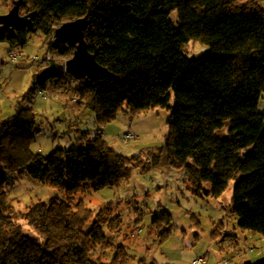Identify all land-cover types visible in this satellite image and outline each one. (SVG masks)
Here are the masks:
<instances>
[{"label":"trees","instance_id":"obj_1","mask_svg":"<svg viewBox=\"0 0 264 264\" xmlns=\"http://www.w3.org/2000/svg\"><path fill=\"white\" fill-rule=\"evenodd\" d=\"M20 12L35 17L32 27L7 35L4 40L12 45H25L35 31L47 40L60 25L87 16L88 50L106 70L93 81L75 80L64 72L62 61L47 60L36 66L28 95L39 90L75 99L101 127L119 111L136 115L164 109L168 133L154 154L129 158L109 147L101 133L94 138L81 133L75 147L42 156L30 149L36 116L20 101L15 113L0 122V264H124L125 256L117 248L110 262L101 260L112 250L104 232L109 221L89 224L91 211L69 199L51 198L28 208L19 218L41 240L25 235L5 215L10 206L2 191L4 173L73 196L117 186L133 169L175 166L185 169L198 195L218 199L233 181L229 215L238 229L264 237L260 0H22ZM189 42L207 46L208 52L188 58L184 47ZM72 53L60 55L71 58ZM145 155L148 162L136 164Z\"/></svg>","mask_w":264,"mask_h":264},{"label":"rangeland","instance_id":"obj_2","mask_svg":"<svg viewBox=\"0 0 264 264\" xmlns=\"http://www.w3.org/2000/svg\"><path fill=\"white\" fill-rule=\"evenodd\" d=\"M260 1L264 6V0ZM11 2L0 0V15L11 9ZM171 19L176 20L175 13ZM52 39L35 31L22 46L0 41V122L15 113L20 101L24 107L30 106L36 116L35 141L30 149L42 156L56 148L75 147L81 133L90 138L101 133L109 147L129 158L157 153L168 133L167 110L149 109L136 115L119 111L112 122L101 127L95 114L75 99H60L39 90L28 95L37 65L60 60L64 69L70 58L53 48ZM184 51L188 58H196L208 52V47L189 42ZM258 109L264 113V95ZM127 136L132 138L125 141ZM138 160L139 165L148 162L146 155ZM3 178L2 191L10 206L5 215L14 218L25 235L39 241L36 230L19 217L37 203L69 199L91 211L89 224L109 221L104 232L112 250L101 256L102 261L110 262L118 248L119 255H125L124 264H192L198 258L206 264H264V237L238 229L236 218L229 215L233 181L215 199L191 190L185 169L165 165L133 169L117 186L73 196L27 176L4 173ZM203 187L208 189V185Z\"/></svg>","mask_w":264,"mask_h":264},{"label":"water","instance_id":"obj_3","mask_svg":"<svg viewBox=\"0 0 264 264\" xmlns=\"http://www.w3.org/2000/svg\"><path fill=\"white\" fill-rule=\"evenodd\" d=\"M11 3V9L0 15V40L20 27H32V19L35 17V13L20 15L22 0H12ZM87 25V16L60 25L53 33L52 46L59 54L73 49L71 58L64 63L66 74L75 80L86 78L93 81L106 70L96 62L94 55L88 50L84 38Z\"/></svg>","mask_w":264,"mask_h":264},{"label":"built area","instance_id":"obj_4","mask_svg":"<svg viewBox=\"0 0 264 264\" xmlns=\"http://www.w3.org/2000/svg\"><path fill=\"white\" fill-rule=\"evenodd\" d=\"M130 138H132V136H127L125 141H128V139H130ZM192 264H206V263L203 259L198 258V259L194 260Z\"/></svg>","mask_w":264,"mask_h":264},{"label":"flooded vegetation","instance_id":"obj_5","mask_svg":"<svg viewBox=\"0 0 264 264\" xmlns=\"http://www.w3.org/2000/svg\"><path fill=\"white\" fill-rule=\"evenodd\" d=\"M8 11H9V10H8ZM8 11H7V12H8ZM7 12H6V13H7ZM6 13H4V14H6ZM4 14H1V15H4ZM7 35H8V34H6V36H5V38H4V39H6ZM4 39H3V40H4Z\"/></svg>","mask_w":264,"mask_h":264}]
</instances>
